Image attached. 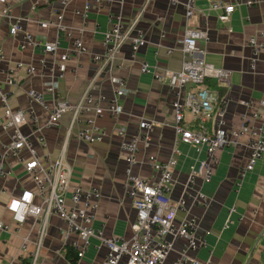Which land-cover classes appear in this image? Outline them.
<instances>
[{
	"label": "crops",
	"instance_id": "obj_1",
	"mask_svg": "<svg viewBox=\"0 0 264 264\" xmlns=\"http://www.w3.org/2000/svg\"><path fill=\"white\" fill-rule=\"evenodd\" d=\"M60 1L29 0L16 6L14 15L26 18L32 15L31 8L36 5L38 9L33 14L34 19L55 20V12L64 9ZM186 1L152 0L147 3V0H107L102 7L92 5L85 23L74 13L75 10H82L84 0H76L64 10L65 24L71 28L72 38L61 36L59 54L69 52L76 39L81 40L87 49L84 54L71 55L64 65L65 78L59 82L57 89L61 98L75 102L98 72V66L92 63V56L103 50V34L111 28L110 17L114 20L119 18L127 28L147 4L131 35V38H135L136 34L141 33L146 45L133 58L129 41L121 49L117 62L107 68L95 83V95L106 97L102 104L105 109L114 95L115 80L120 77L126 79L129 90L128 95L121 100L123 113L118 118L105 112L96 119L97 125L106 131V138L92 145L78 140L75 132L80 125L74 127V133L68 138L71 123L69 115L64 116L59 126L46 132L47 148L44 152L50 154L52 159H57L66 147L65 161L72 169L73 184L100 190L102 199L93 227L101 229L106 238H130V225L136 219L135 207L124 190L125 162L120 150L121 138L117 135L119 128H124L128 137H132L140 131L142 123L152 122L154 129L151 140L148 144L141 145L139 150L136 171L143 176L152 175V169L148 165L153 160L168 161L177 144L179 154L175 155L177 164L171 196L173 201L184 193L190 171H201L202 163L208 158L205 149L197 152L194 146L179 142L173 129L174 95L165 72L180 70L183 55L177 49L168 55L167 49L176 48L188 28L206 31L207 40H200L198 43V47L204 50V60L216 68L230 72L229 88L222 87L226 89L225 95L230 100L226 116L228 127L241 128L256 112L264 120V108L261 107V101H264V62L258 61L253 70V55L247 46L248 40L256 31L264 28V7H250L245 3L246 0H219L236 6L229 22L225 24L219 20V13L210 9L211 0H195L197 14L188 21L185 17ZM25 27L38 38L52 41L56 38L54 30H41L34 23H26ZM0 42L11 63L22 61L37 66L43 56L39 49L22 52L7 21H0ZM46 59L47 70L42 75L28 76L20 71L16 74V86L3 85L12 94L13 107L27 106V91L31 88L45 90L50 79L57 75L59 67L53 66V58L47 56ZM143 62L150 66V72H142ZM243 102H250L252 105L246 107ZM38 113L44 121L45 116L40 110ZM185 117L192 126V116L186 114ZM2 122L0 110V147L7 143ZM252 125L251 123L249 127ZM208 126L213 131V126ZM216 156L217 165L214 167L212 180L204 182L202 176H197L193 188L189 190L192 196L188 201L189 212L179 211L177 214L178 220L185 217L195 219L199 230L210 232L206 236V247L191 255L205 264H264V157L246 175L237 194L235 184L248 159L247 138H242L237 148L226 147ZM9 168L10 177L0 179V189L6 190L0 194V224L10 227L8 231L0 230V264H30V259L22 257L20 251L24 238L30 241L29 250L35 249L40 220L29 218L20 230H15L16 226L6 205L11 196H16L23 190L35 191V186L21 164L10 162ZM199 193L211 200L207 207L194 201V198L198 200ZM231 208H235V211L230 215ZM228 219L231 223L224 229ZM64 228L65 224L61 220H49L47 235L41 248L40 264L104 262L106 249L101 248L96 239L91 240V246L82 259L78 260L74 256L73 261V257L69 255L70 242L66 245L61 234ZM74 239L76 237L72 236L71 240ZM175 247L165 264H173L179 256L181 243L178 242Z\"/></svg>",
	"mask_w": 264,
	"mask_h": 264
},
{
	"label": "built area",
	"instance_id": "obj_2",
	"mask_svg": "<svg viewBox=\"0 0 264 264\" xmlns=\"http://www.w3.org/2000/svg\"><path fill=\"white\" fill-rule=\"evenodd\" d=\"M29 0H0V21L9 23L10 32L18 40V47L22 52L39 49L43 56L38 65L26 64L22 61L11 63L6 58L5 49L0 42V110L2 111V129L7 136V143L0 147V179H7L11 175L10 162L21 164L29 180L34 184L35 191L23 190L16 196H11L6 205L16 226L20 230L29 218L40 220L38 237L35 249L30 251L28 238L23 239L21 256H27L30 264H40L41 248L47 235V225L51 218H57L65 224L61 234L70 242L71 249L82 259L91 246V240L96 239L101 248L106 249V257L102 264H165L178 242L181 243L179 256L173 264H205L191 254L198 252L207 245L206 236L209 231L199 230L195 219H177L179 211L189 212L188 201L192 198L190 189L193 188L197 176H202L204 182H210L214 176V167L217 165L216 154L226 147L237 148L240 140L247 138L248 159L240 170L236 181L235 192L239 194L246 175L255 169L257 163L264 157V120L258 112L250 120H246L241 128L228 127L226 116L230 100L228 96H220L205 87L207 79H215L221 87L229 88L230 72L219 69L207 63L203 56L204 50L198 47L200 40H207L204 30L188 28L176 48L167 49L171 55L175 49L183 55L182 67L178 71H166L165 77L169 80L170 89L174 95L172 108L174 109L173 129L179 142L194 146L197 152L206 150L207 160L202 163V170L192 169L189 173L185 191L181 197L173 201L174 169L177 164L175 155L179 154L177 144L173 148V156L165 162L153 160L150 165L152 175L147 177L139 174L136 169L139 165V150L141 145L148 144L154 129L152 122L146 121L140 126V131L128 137L124 128H119L117 135L121 138L120 150L125 162V185L127 197L132 201L136 210V219L131 223L132 236L128 239L111 237L106 238L104 232L96 230L93 222L99 208L102 194L98 188H84L72 182V169L65 161L66 147L57 159H52L44 151L47 148L46 132L60 125L64 116L71 117L68 138L74 133L75 126L80 128L75 132L78 140L90 145L106 138V131L100 128L96 119L105 112L118 118L123 113L121 100L128 95L126 79L115 80L114 95L109 99V106L105 109L102 104L105 96H96L94 93L96 80L107 68L117 62L118 55L125 44L131 41L132 57L146 40L141 33L131 38L139 24L141 15L146 9L145 4L139 17L131 26L125 27L119 18L111 16V28L103 34V50L92 56V63L98 66L97 74L90 80L77 101L72 102L61 98L57 89L59 82L65 78L64 65L71 55H81L87 52L83 42L76 39L69 52L62 55L60 52V38L65 35L72 38V30L65 24L64 10L76 0H61L63 10L55 12V20L42 21L33 18L38 6H32L31 13L26 18L16 17L14 9L19 4ZM152 0H147V3ZM177 1V0H172ZM107 0H84L82 10L74 13L83 23L87 22L92 5L102 7ZM248 6H264V0H246ZM236 6L224 4L219 0H211L210 9L218 12L222 23H228ZM197 14L195 0L185 3V17L189 21ZM26 23H34L41 30H54L56 38L52 41L38 38L29 31ZM253 60L252 69L256 63L264 62V28L256 31L248 42ZM159 52H156L158 55ZM53 58V66L59 67L57 75L47 83L45 90L31 88L27 91L28 104L25 107H13L11 92L3 85L16 86V74L24 71L28 76L42 75L47 70V59ZM63 68V69H61ZM142 72H150V66L143 62ZM156 77H158L156 75ZM163 80V78H161ZM194 87L189 90V87ZM244 106L252 105L243 102ZM264 108V101H261ZM38 110L45 116L42 121ZM186 114L192 116V126L186 121ZM253 124L251 127L250 124ZM208 124L213 126V131ZM178 142V141H177ZM0 189V194L5 193ZM198 200L194 201L207 207L211 200L199 193ZM235 208L229 210L230 215ZM227 220L224 229L229 227ZM0 230L8 231L10 227L0 224ZM72 236L76 239L71 240Z\"/></svg>",
	"mask_w": 264,
	"mask_h": 264
},
{
	"label": "trees",
	"instance_id": "obj_3",
	"mask_svg": "<svg viewBox=\"0 0 264 264\" xmlns=\"http://www.w3.org/2000/svg\"><path fill=\"white\" fill-rule=\"evenodd\" d=\"M205 87L209 88L211 91L217 93L220 98L223 97L226 94V89H223L219 83L217 82V80L215 79H207L205 81ZM194 87H189V90L193 89ZM69 255L71 256L72 260L74 261V256L77 258L76 253H74L73 249L70 248V253Z\"/></svg>",
	"mask_w": 264,
	"mask_h": 264
},
{
	"label": "rangeland",
	"instance_id": "obj_4",
	"mask_svg": "<svg viewBox=\"0 0 264 264\" xmlns=\"http://www.w3.org/2000/svg\"><path fill=\"white\" fill-rule=\"evenodd\" d=\"M264 7V6H263Z\"/></svg>",
	"mask_w": 264,
	"mask_h": 264
}]
</instances>
